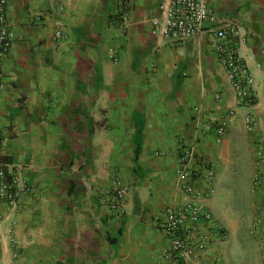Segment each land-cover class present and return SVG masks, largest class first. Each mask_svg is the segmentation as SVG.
<instances>
[{"label":"crops","instance_id":"0c3cea01","mask_svg":"<svg viewBox=\"0 0 264 264\" xmlns=\"http://www.w3.org/2000/svg\"><path fill=\"white\" fill-rule=\"evenodd\" d=\"M207 5L201 31L174 43L153 28L157 0L6 1L0 164L27 191L0 203V264H172L159 222L195 200L175 174L185 147L213 171L195 187L224 231L205 262L264 264V0ZM220 24L246 36L251 107L235 106L213 51Z\"/></svg>","mask_w":264,"mask_h":264},{"label":"built area","instance_id":"2783aa9c","mask_svg":"<svg viewBox=\"0 0 264 264\" xmlns=\"http://www.w3.org/2000/svg\"><path fill=\"white\" fill-rule=\"evenodd\" d=\"M7 0H0V89L3 87V62L5 61L12 40V33L5 20ZM124 1V0H119ZM159 18L153 22L158 36L169 42H184L193 39L209 16L207 0H157ZM126 8L121 7L117 21L124 20ZM214 40L213 51L221 66L224 76L233 91L235 106L251 107L255 100L253 78L239 49L245 44L246 36L233 25L220 24L211 30ZM62 38L60 29H56L52 39ZM217 98V96H215ZM232 115H225L213 125V134L220 137L224 134L226 121ZM248 123V119L246 120ZM0 129V148L2 145ZM196 164L190 166V162ZM176 176L181 179V189L195 200L178 207H166L163 210L159 228L167 242L161 251V257L172 264H207L206 251L210 243L223 239V229L214 224L210 213L199 203L203 193L195 187L197 181L211 182L213 171L202 158L194 157L188 148H181L176 158ZM0 164V203L14 206L19 195L27 191V186L20 178L15 167L5 168ZM112 208H120L125 189L116 184ZM18 252L14 254L16 256ZM217 264V263H213Z\"/></svg>","mask_w":264,"mask_h":264},{"label":"rangeland","instance_id":"374dc122","mask_svg":"<svg viewBox=\"0 0 264 264\" xmlns=\"http://www.w3.org/2000/svg\"><path fill=\"white\" fill-rule=\"evenodd\" d=\"M242 32V31H241ZM243 33V32H242Z\"/></svg>","mask_w":264,"mask_h":264}]
</instances>
